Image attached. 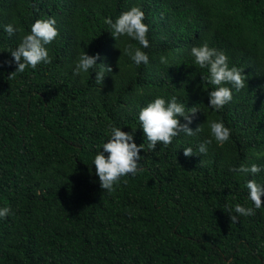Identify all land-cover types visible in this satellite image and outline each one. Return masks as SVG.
Returning <instances> with one entry per match:
<instances>
[{
	"label": "trees",
	"instance_id": "trees-1",
	"mask_svg": "<svg viewBox=\"0 0 264 264\" xmlns=\"http://www.w3.org/2000/svg\"><path fill=\"white\" fill-rule=\"evenodd\" d=\"M132 6L149 26V64L139 68L129 67L124 38L104 23ZM48 17L59 30L47 46L51 62L10 78L7 51ZM9 23L22 31L9 37L0 27V207L11 209L0 219V264H264V207L237 223L228 213L236 203L253 206L246 179L264 182V172L229 171L264 166V0H0V26ZM204 42L245 79L218 112L206 107L213 86L189 54ZM83 51L100 53L97 63L112 69L102 86L95 73L73 75ZM156 94L198 108L193 130L222 120L230 141L199 154L205 126L151 152L145 145L143 171L102 190L91 166L97 146L113 124L137 128L143 143L136 116ZM189 145L194 155L186 157L181 147Z\"/></svg>",
	"mask_w": 264,
	"mask_h": 264
},
{
	"label": "clouds",
	"instance_id": "clouds-1",
	"mask_svg": "<svg viewBox=\"0 0 264 264\" xmlns=\"http://www.w3.org/2000/svg\"><path fill=\"white\" fill-rule=\"evenodd\" d=\"M145 13L139 6H132L126 11L120 12L118 16L105 18L107 31L117 41L123 39V50L121 55L126 56L131 61L129 67L139 68L141 65L149 64V55L144 49L149 47L147 33L149 26L144 22ZM57 21L54 17L46 19H36L31 24L28 32L20 37V42L13 49L8 50L11 60L5 61L6 64L15 65V70L8 74L14 77L23 73L26 69H35L38 64H48L51 62L48 45L59 35L56 27ZM3 32L9 37L21 32L22 30L9 23L0 26ZM134 41L138 46H134ZM121 51V50H120ZM190 56L193 58V65L199 69L206 70L207 75L201 76L213 88L207 92V108L213 112L220 111L233 98V89L240 90L245 85L242 70L235 65L229 66V57L215 47H210L208 42H204L190 49ZM100 53L88 54L80 52L74 62L72 69L74 76H88L95 73V85L102 86L104 77L112 69L103 63ZM160 63L167 66V57L161 56ZM199 109L196 107L188 108L177 96L173 95L166 98L165 95L156 94L139 108L137 120L139 129L142 130L144 142L137 145L135 142V132L137 128H131L129 132L122 131L121 127L110 125L105 133L107 139L97 146V151L91 158V166L95 167V176L98 177L99 185L102 190L112 193L120 184L121 178L135 177L143 169L141 150L147 146L148 151H154L158 144L168 146L172 144L174 138L183 134L185 137H194L205 130H208V138L195 145L196 151L201 155L208 153V145L215 142L223 145L230 141L231 129L225 126L220 119H208L203 124L198 125L194 130L190 127L193 123L195 114ZM181 118L183 122H181ZM183 154L186 157L194 155L193 146H182ZM107 154V155H106ZM229 171L243 174L247 177H256L264 172V166L252 163L249 165L240 164L238 167L230 166ZM127 183L125 179L123 181ZM247 189V200L252 202V207H245L236 203L234 208L229 209L230 220L237 223L239 217L252 216L255 210L261 209L264 196V182L254 178L245 181ZM11 212L10 207H0V219L6 218ZM234 213V214H233Z\"/></svg>",
	"mask_w": 264,
	"mask_h": 264
}]
</instances>
